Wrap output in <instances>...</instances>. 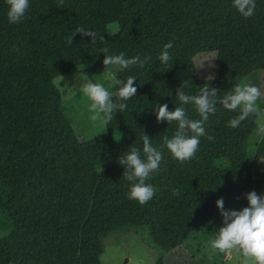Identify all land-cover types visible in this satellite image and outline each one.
<instances>
[{
    "label": "trees",
    "instance_id": "16d2710c",
    "mask_svg": "<svg viewBox=\"0 0 264 264\" xmlns=\"http://www.w3.org/2000/svg\"><path fill=\"white\" fill-rule=\"evenodd\" d=\"M58 4L30 0L26 18L10 24L8 6L0 0V211L8 228L0 238V264H102V238L128 225L147 226L167 253L179 247L177 232L187 223L215 232L211 219L218 198L247 206L245 193H264V175L251 177L253 171L264 172V135L254 159L246 152L259 112L230 128L228 121L238 113L217 104L205 125L214 139L201 137L196 156L184 164L165 149L159 171L147 181L158 191L143 206L127 197L130 183L118 163L131 144L142 149L143 131L154 146L174 134L175 122L158 123L153 109L157 103L169 110L179 106L175 93L182 81L189 95L198 94L209 72V85L220 89V96L253 73L264 86V0H256L248 19L231 0ZM77 26L106 39L92 44L76 34L68 45L65 38ZM170 40L172 61L163 65L158 56ZM103 48L150 59L143 68L117 74L121 80L136 77V96L125 101L127 109L113 116L105 132L81 141L60 107L54 78L77 66L101 77ZM210 54L214 66L200 74L195 58ZM186 108L190 119L200 118L191 105ZM244 174L249 181H243Z\"/></svg>",
    "mask_w": 264,
    "mask_h": 264
},
{
    "label": "clouds",
    "instance_id": "9594fccd",
    "mask_svg": "<svg viewBox=\"0 0 264 264\" xmlns=\"http://www.w3.org/2000/svg\"><path fill=\"white\" fill-rule=\"evenodd\" d=\"M7 10V20L10 24H20L25 18L30 8V0H5ZM232 7L243 18L248 19L255 14L257 7L256 0H231ZM59 7L63 6V0H59ZM79 34L82 38L89 37V42L95 44L98 40L104 41L105 36L96 31L77 26L74 31L65 38L68 45ZM173 47L170 40L163 46V50L158 56V60L163 65H169L172 56L169 49ZM104 54L103 65L106 79L109 80V87L94 82L88 76H76V80L82 81L77 90L82 93L90 101L87 106L89 120L98 127L90 129L88 139L93 140L95 136L105 132L107 126L111 123L116 113H123L127 109L128 101L136 96L137 87L135 76H128L126 80L118 78V73L139 66L143 68L150 59L145 57L141 59L139 55L126 57L124 52L119 54H108L109 50L103 48ZM212 58H208L209 65H212ZM173 64V63H172ZM168 66L166 70L172 67ZM214 66V65H212ZM203 67V62L198 66ZM85 68V66H84ZM77 68L78 73L84 71ZM59 74V73H58ZM60 80L54 81V85L60 92L64 89L60 88L61 81L65 78L59 74ZM213 79L211 75L206 78L198 94L189 95L183 90L188 87L186 82H181V86L177 88L175 96L180 102L179 106H175L173 110H169L168 105L157 103L153 109L157 122L166 121L167 124L175 122L176 129L174 134L169 137H162V142L158 146H154L151 137L143 131L140 137L142 141V149L135 145H130L128 150L118 158V163L123 166V178L130 183L127 193L129 199L137 201L141 206L147 204L158 191L152 184L147 183L152 178L153 173L159 171L160 164L163 160V152L165 149L171 154L172 158L181 164L192 160L199 151L200 138L204 137L208 141H212L214 137L210 135L205 128L209 120V116L217 111V104L230 112H237L228 121L230 128H237L249 116L261 111L260 103L264 102V93L260 88L244 78L236 83L230 91L225 92L223 96L219 95L220 89L210 87L209 82ZM67 86V82L65 83ZM115 88V91H111ZM191 105L193 110L200 117L199 119H190L186 106ZM120 138V137H119ZM114 139H116L114 137ZM119 140V139H116ZM103 170V169H102ZM178 190L173 192L177 195ZM248 201L246 207L240 210L226 209L223 198L216 200V206L223 218V224L215 231V236L207 245L208 255L211 258L215 253H237L244 258L243 264H264V193L257 194L252 190L244 194ZM8 232L0 233V238L6 237Z\"/></svg>",
    "mask_w": 264,
    "mask_h": 264
},
{
    "label": "rangeland",
    "instance_id": "374dc122",
    "mask_svg": "<svg viewBox=\"0 0 264 264\" xmlns=\"http://www.w3.org/2000/svg\"><path fill=\"white\" fill-rule=\"evenodd\" d=\"M213 55H203L197 60L195 58L196 65L199 66L203 62V67H198L200 74L211 70L214 65V59L212 58V65H209L208 58ZM77 68L82 69V66H77L71 71L61 74L65 79L61 81L60 88L64 89L60 94V107L63 109L65 115L70 122L74 125L79 140H89L90 129L98 127L89 120V113L87 112V106L90 101L82 93L77 90L78 86L82 83L80 80H76V76H85L83 72L78 73ZM213 74L209 72L208 76ZM88 76V75H86ZM94 82L103 84L106 88L109 87V80L106 79V74H102L101 77H90ZM248 78L255 83L264 93V86L260 79L259 73H253L249 76L242 77L238 82ZM60 76H56L54 81H59ZM67 82L68 86L65 83ZM237 82V83H238ZM264 102L260 103V108ZM257 126L248 136L246 152L250 159H254L256 150V144L264 135V110L258 113ZM245 172V171H244ZM259 175H264L261 170L253 171L252 178H256ZM250 177V179H252ZM243 181H249L248 176L244 174ZM248 184V183H247ZM224 206L226 209L240 210L244 205L238 204L236 201L229 197H223ZM4 215L0 211V233L7 232L8 228L6 222H4ZM214 230L218 229L223 224V218L217 208L216 214L211 219ZM177 238L180 242L178 248L163 253L162 249L157 246L152 240L147 226H118L113 228L102 238L103 250L100 255L102 264H159L158 259L161 258V264H243L244 258L237 253H215L211 256L208 255V242L214 238L215 232L208 234L205 232L202 226H196L194 223H187L180 228L177 232Z\"/></svg>",
    "mask_w": 264,
    "mask_h": 264
}]
</instances>
